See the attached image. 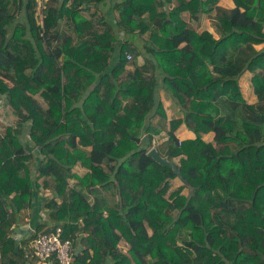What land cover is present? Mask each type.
Wrapping results in <instances>:
<instances>
[{"label": "trees", "instance_id": "1", "mask_svg": "<svg viewBox=\"0 0 264 264\" xmlns=\"http://www.w3.org/2000/svg\"><path fill=\"white\" fill-rule=\"evenodd\" d=\"M106 1L46 0L41 18L37 0H0V98L15 118L0 135V264H38L31 237L10 238L32 211L36 233L71 240L73 264H264V0H122L113 22L84 15ZM161 90L181 117L155 145ZM181 124L194 139H177ZM152 147L187 195L166 198L176 175Z\"/></svg>", "mask_w": 264, "mask_h": 264}, {"label": "crops", "instance_id": "2", "mask_svg": "<svg viewBox=\"0 0 264 264\" xmlns=\"http://www.w3.org/2000/svg\"><path fill=\"white\" fill-rule=\"evenodd\" d=\"M121 1L122 0H107L106 2L98 5V7L92 6L91 9H92V11H94V9H99L100 11L105 13L106 18L109 21L113 22L117 16V13H118L117 9H115V5L120 3ZM219 5L224 6L226 8H232L233 2H232V0H219ZM91 9H90V11H91ZM87 13L89 14V12H84L85 16H87ZM146 16L149 19H153L155 16V13L153 11H151V12L147 13ZM207 19H209V18L207 17ZM184 20L186 22H188L190 26H192V24H191L192 21L196 22L194 19H192L189 16V14H185ZM206 22H208V21L207 20L205 21V19H204V21L200 19L199 27H197V28L194 27V28L197 30L207 29L209 32H212L211 27ZM206 25H208V26H206ZM212 33H214V32H212ZM214 36H215V34H214ZM140 39L141 38H136L137 41H141ZM142 61H143L142 56H139L138 62L141 63ZM249 79H250V75L247 72H245L239 79V84L241 86L243 94H244L243 84L245 83V81L248 82ZM164 94H165L164 91H162V90L159 91V95H160V98L162 100L163 107L165 110L166 119L161 118L159 115H152L148 119V122L153 127H155L156 129H158L160 131V133L158 135H154L153 141L155 142V145H160L161 143L166 141V139H167L166 132L169 128V120L173 117H181V115L178 114V109L173 105L171 100L168 97H166ZM244 96H245L244 98L247 101H249V103H254L256 101L255 98H251L249 96L247 97L246 95H244ZM176 137L179 141L191 140V139L195 138V134L193 131L187 129L184 126V124H181L176 130ZM202 137L212 139V135H210L209 133H207V134L203 133ZM175 179L176 180L172 183L177 185L175 188H177V187L178 188L175 190H173L174 188H171V191L173 190L171 195H174V196H176L178 194L187 195L189 193V189L187 188V186H185V184L179 178L176 177ZM178 181H179V184H177ZM185 189L187 190L186 193L184 192ZM44 196H46V195H44ZM24 220L27 221L31 226L34 227L35 225L38 224L39 217H37V212L34 213L32 211L31 214H29L27 212V217H25Z\"/></svg>", "mask_w": 264, "mask_h": 264}, {"label": "built area", "instance_id": "3", "mask_svg": "<svg viewBox=\"0 0 264 264\" xmlns=\"http://www.w3.org/2000/svg\"><path fill=\"white\" fill-rule=\"evenodd\" d=\"M37 3L39 7L42 5L38 0ZM24 237L32 238L30 248L38 264H73L75 254L72 251V242L70 239L62 237L60 227H56L48 233H36L34 227L28 222L16 225L11 231L10 238L19 241Z\"/></svg>", "mask_w": 264, "mask_h": 264}, {"label": "rangeland", "instance_id": "4", "mask_svg": "<svg viewBox=\"0 0 264 264\" xmlns=\"http://www.w3.org/2000/svg\"><path fill=\"white\" fill-rule=\"evenodd\" d=\"M46 0H44V2H45ZM38 2L40 3V4H42V5H40V7L39 8H37V13H38V15L39 16H41V18H42V14H41V9H42V7L44 6V2H41V0H38ZM94 11H95V9H94ZM94 11H92V9H91V11H89V14L87 13V16L89 17V15L91 14L90 12H94ZM85 15V14H84ZM209 18V17H208ZM204 19H205V21L207 20L208 22H206L210 27H211V30H212V32H214L213 34H215V36L217 35L216 34V32L214 31V28H213V26H212V21H211V18H209V19H207V16H203L202 18H201V20H203L204 21ZM200 21V20H199ZM199 21L198 22H191V24H192V26L193 27H195V28H197V27H199ZM208 25H206V26H208ZM143 38H145L144 36H143ZM257 46V48H260L261 47V45H256ZM248 83V84H247ZM243 89H244V94H243V96L244 95H246L247 97L249 96V97H251V98H255V96L252 94V89H251V85H250V79L248 80V82H246L245 81V83L243 84ZM245 97V96H244ZM35 98L43 105V106H45V103H44V101H43V99L39 96V95H35ZM249 100V99H248ZM256 100V99H255ZM249 102V101H248ZM14 120H15V118H14V116H13V114L11 113V110H10V108L8 107V106H6V101H5V99L2 97V98H0V135L1 136H3V134H4V131H5V127H6V125H10V124H12L13 122H14ZM154 144H155V142H154ZM34 156V159H38V156H36V155H33ZM74 171L75 172H77L78 174H83L85 171H86V169L84 168V167H82V166H80L79 164H77L76 166H75V168H74ZM176 178V177H175ZM175 178H173V179H171L172 181H170V188L168 189V191H167V193H166V198L168 199V200H172L175 196L174 195H171V193L173 192V190H175V189H177V188H175L177 185H175L174 183H172V182H174L176 179ZM70 180V182H74V179L73 178H71V179H69ZM41 185H42V179H40L39 181H38ZM177 184H179V181L177 182ZM171 188H174L172 191H171ZM184 192L186 193L187 192V190L185 189L184 190ZM41 193H42V195L44 196V195H46V196H49L50 195V191L48 190V189H44L43 191H41ZM174 196V197H173ZM12 198L15 200V202H16V204H17V206H19V207H21L22 208V206H21V203H22V201H21V199L15 194V195H12ZM40 217H42V219L43 220H45L46 219V213L44 212V211H41V214H40ZM154 228H158V226H155L153 223H150V224H147V231H148V233L150 234V233H152V230L154 229ZM120 246H121V248H122V250L124 251V252H126V250H127V245L126 244H124V243H121L120 244Z\"/></svg>", "mask_w": 264, "mask_h": 264}, {"label": "water", "instance_id": "5", "mask_svg": "<svg viewBox=\"0 0 264 264\" xmlns=\"http://www.w3.org/2000/svg\"><path fill=\"white\" fill-rule=\"evenodd\" d=\"M147 155L150 156L154 161H156L160 165L171 168L176 177L179 178L183 183H185V180L179 172L177 164L174 161H169L166 158L162 157L155 149V147L150 148L147 152Z\"/></svg>", "mask_w": 264, "mask_h": 264}]
</instances>
